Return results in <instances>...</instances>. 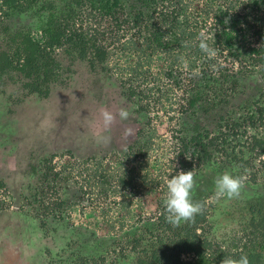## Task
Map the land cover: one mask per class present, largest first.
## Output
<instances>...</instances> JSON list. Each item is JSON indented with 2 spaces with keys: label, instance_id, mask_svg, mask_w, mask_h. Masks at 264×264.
Instances as JSON below:
<instances>
[{
  "label": "rangeland",
  "instance_id": "1",
  "mask_svg": "<svg viewBox=\"0 0 264 264\" xmlns=\"http://www.w3.org/2000/svg\"><path fill=\"white\" fill-rule=\"evenodd\" d=\"M43 4H50L51 9L38 10ZM64 5L65 0H33L22 11L0 7V27L39 39L48 14L63 21ZM172 5L162 3L160 10L170 15ZM143 11L154 21L157 10ZM240 11L244 14L247 6L241 5ZM246 13L250 18L258 16L250 10ZM127 20L122 18L118 29L114 23L111 35L101 37L109 40L101 62L91 58V51L80 58L78 50L67 44L54 49L58 77L48 83L46 97L27 94L13 75L0 86V190L9 197L0 205V264H132L131 241L137 242L141 253L148 249V240L159 235L153 220L166 197V179L181 170H194L192 198L199 197L204 205L205 236L221 247L229 241H244L238 238L249 216L247 203L264 193V106L256 109L260 116L239 126L229 122L228 112L234 106L247 108L256 96L255 103L264 102L263 57L256 55L245 67L239 64L236 57L242 58L239 62L249 58L232 41L211 45L212 25L205 21L188 32L192 38L203 32L218 54L206 57L198 40L196 46H186L189 53L174 49L178 58L169 60L175 59L173 66L180 69L171 83L165 79L168 63L163 57L150 59L141 50L138 38L144 18L136 26L132 17ZM92 27L82 21L69 24L79 35L94 34L96 27ZM0 33L1 37L7 34L1 28ZM171 42L169 48L178 47ZM218 73L231 82L233 102L206 101L196 110L189 102L177 103L171 89L202 88ZM161 92L167 99L159 102ZM101 106L113 112L124 107L130 113L128 120L117 119L106 133L111 136L108 144L99 142L95 134ZM127 127L134 129L132 138L123 135ZM251 137H258L262 150L254 147ZM36 151L42 153L34 159L30 155ZM62 154L88 166L75 176L65 173L58 190L60 201L44 205L46 211L38 218L17 210L42 177L40 164ZM105 156L108 161L103 162ZM225 171L246 177L239 198H215L214 181ZM177 255L180 264L192 260L191 253L179 251Z\"/></svg>",
  "mask_w": 264,
  "mask_h": 264
},
{
  "label": "trees",
  "instance_id": "2",
  "mask_svg": "<svg viewBox=\"0 0 264 264\" xmlns=\"http://www.w3.org/2000/svg\"><path fill=\"white\" fill-rule=\"evenodd\" d=\"M169 1L171 0H166V2ZM190 1L192 6L198 2L202 16L206 17L208 13H211L217 23H224L223 17L226 10L232 5L231 0H218L225 10L224 12H215L212 7L216 0ZM163 2L164 0H133L131 2L133 4L132 9L140 8L138 6L140 5L142 8L146 7L144 9L151 7V9L157 10L154 21L146 14H141L144 12L143 10L135 11L130 16L133 18L132 24L134 26L140 18H144V21L140 22V26H142V31L146 36L144 44L150 48L160 46V41L166 39L164 33L177 35L176 41L181 35L187 37L192 35L188 32V30H193L188 29V23L186 26L185 24H182L183 27L181 26V23L186 20L183 17L184 10L172 11L168 15L167 10L159 9L162 8ZM243 2L245 4L250 3L249 6L258 12L264 0H243ZM26 3L32 4L33 0H0V7H4L8 11L12 9L22 11ZM64 7L67 11L60 14L64 17L62 22L55 20L52 14L47 15L48 18L40 28L39 39H32L26 32L8 33V27H6L7 29L0 27L2 31L7 33L2 37L0 33V86L13 75L21 80V87L26 90L27 94L46 97L48 83L54 82V78L58 77L59 65L52 53L59 46L67 44L73 49L76 48L78 50L77 56L80 58H84L85 52L91 51V58L101 62L106 55V48L100 43L102 42L101 39L104 38L101 37L111 35L114 23L118 29V24L123 22L121 21L122 18L128 22L124 17L123 0H65ZM44 9H51V5L43 4L38 10ZM72 14L74 15L73 18ZM177 16H181L182 20H177ZM259 17L254 20L244 19L242 22L249 31L262 28L264 27V20L261 17L260 20ZM77 21H82L84 24L89 23L94 30L96 26H102V29L92 35L89 33V35H79L69 29V24ZM119 21L121 22L119 23ZM154 22L155 24H153ZM228 22L230 33H232L239 22L232 19H229ZM193 25L195 23H192L191 26ZM86 31L88 32V30ZM223 34L225 37L223 42L226 43L230 35L226 32ZM252 51L257 55L260 53V56L263 57L262 60H264V50L255 49ZM144 60L148 64V57ZM131 147L134 146L131 145ZM254 147L262 150L257 140H254ZM192 199L194 202H201L199 197ZM161 210V215L157 218L159 235L155 238L152 236L148 240V249L142 250L140 253L137 251V242L131 241L130 249L135 254L131 261L132 264H180L177 261L179 251L192 254V260L186 264H221L225 256L239 258L242 255L248 257L250 264H264V193L257 195L247 203L246 215L249 216L240 229L242 237L238 238H243L244 241L242 243L240 240L229 241L225 247L219 246L213 238L205 236L208 234L202 225L206 226V230L208 228L204 208L200 214L195 216L194 220L182 221L179 225H173L167 221L164 205ZM198 229L201 231L200 234L197 233Z\"/></svg>",
  "mask_w": 264,
  "mask_h": 264
},
{
  "label": "built area",
  "instance_id": "3",
  "mask_svg": "<svg viewBox=\"0 0 264 264\" xmlns=\"http://www.w3.org/2000/svg\"><path fill=\"white\" fill-rule=\"evenodd\" d=\"M133 0H123V6L125 7V10H123L125 12V18L127 19L128 17H130L135 11H142L145 10L143 7L138 5L140 8L135 7L134 9H132V5L130 4ZM166 0H164L163 3H165ZM177 5V3H179ZM170 4L173 3V7L172 10L176 11L180 9L184 10V18L186 19L184 22L188 23V26L190 29H197L198 26H202L203 23L205 21H207V23H211L212 28L210 30V33L208 35V37L210 38L209 41L211 42V45L217 44L218 43H223V45L225 46L226 43L229 44L231 41L235 43L236 46L239 47L241 54L245 55V58H249L248 60H245L244 62H239L242 58H238L236 57V61L239 64H243L244 67L247 65L248 62H253V58H255V56L257 54H255V52H253L252 50L255 49H262L264 50V27L262 28H257L255 30H247L246 25L242 22L244 19L245 20H254L255 18H250L246 12H248V10L255 12L256 15L258 14L257 17H261L264 20V2L261 4L259 11L257 12L254 8H251L249 4H245V2H243V0H231V7L228 8L226 10V13L223 17L224 23H217V21L215 22V20L213 19V16L211 13H208V15L202 16L201 12H200V5L199 3H195L194 6L191 5V1L190 0H171L169 1ZM246 5L247 6V11L244 12V14H241V5ZM187 5V7H186ZM196 6V7H195ZM179 7V8H178ZM213 10L215 12L220 11V12H224L225 8L223 7V5L221 4L220 1L216 0L214 5H213ZM161 9V8H159ZM171 9V8H170ZM164 10V9H163ZM182 14V13H181ZM183 15V14H182ZM189 17V21H187V17ZM259 17V19H260ZM124 19V18H123ZM232 19L235 22H239L238 24H236L234 31L232 33H230V27L228 26L229 22L228 20ZM177 20H182L181 16H177ZM261 20V19H260ZM121 21H119L120 23ZM183 23V22H182ZM192 23H195V25L191 26ZM121 24L119 25L120 28ZM102 26H96V30H101ZM114 29V28H113ZM142 26H141V31H140V37L138 38V42L140 43V46L144 49H141L143 51V53L146 56H149V58H156L158 57L159 59H161V57H163V60L168 63L166 65L165 68V75L166 78L168 79L169 82H173L175 81L174 78V74L178 71V69H180L179 67H176L175 65L173 66L174 60L170 61L169 57H173V58H178V53L174 54V49L175 50H181L183 52V54L189 53V49H186V46L191 47V46H196V38H192V35L187 37L184 35H181V37L179 38L178 41H176L177 39V35H172V34H168L166 35V39L165 40H161L160 41V46L159 47H153L150 48L148 46H146L144 44L145 40H146V36L144 35L143 31H142ZM224 32L228 33L230 35L228 41L226 43H224ZM257 32V33H255ZM198 34V33H196ZM200 34V33H199ZM175 38V39H173ZM137 38H131V40H136ZM102 42H100L103 46H105L106 48V53L108 52L107 50V46L109 43V40L106 39V41H103L104 39H101ZM174 40V42H177L178 47H173V48H169L168 45L169 43H172L171 41ZM252 42V43H251ZM194 44V45H193ZM146 46V47H145ZM182 46L184 47V49L182 50ZM228 47V46H227ZM235 49V47H231V49ZM230 49V50H231ZM229 50V51H230ZM143 57L147 58V57ZM258 57H260V53L257 55ZM256 56V57H257ZM146 61V60H145ZM149 64V63H148ZM147 64V65H148ZM146 65V66H147ZM231 82H227V78H224L222 76V74L216 75L211 82L208 83H204L202 88H197V89H192L191 88H183L180 89L179 87L176 89H171V91H173L174 93H176L177 95H175V99L177 101L178 104H185L186 102H189V106H193L196 109H199L200 107H202L203 105L201 104H205L206 101L207 102H213L215 104L217 103H230L231 101H234V93L231 92L230 90V84ZM196 83H191V86H194ZM164 91V90H163ZM161 92L158 95L159 98V102H162L164 99L166 100L167 98H165V96H162ZM166 95V94H165ZM191 99V100H190ZM258 99V96H256L253 100L250 99L248 102V107L247 108H240L237 109L240 106H234L232 109L229 110L228 114L231 117V119L229 120V122H235L238 126L239 123L241 121H245L247 122V120L249 118L251 119H255V117L257 115H259V111L261 110L259 107L260 106H264V102L261 99L260 100V105L258 103H255V101ZM259 110V111H256ZM260 116V115H259ZM252 120V121H253ZM247 125V124H246ZM257 140L258 137H251V141L254 139ZM260 139H263V137H260ZM134 146V144L132 145ZM187 149V154H188V147L185 148V152ZM108 156L103 157V159H101L103 162L108 161ZM100 160V161H101ZM94 163L96 164V162L94 161ZM41 182L37 184V186L34 187V189L32 190L31 196L23 199L22 201H20L17 205V210H23L27 213H31V214H36L39 213V208H47L44 205L47 206H52L54 201H60V194H59V186L61 184L62 178L64 177L65 173L69 174L70 176H75L78 171H80L81 169H85L86 166H88V164H83L81 161H78V159L74 158V157H69L68 155L62 154V155H56L54 156L52 159H50L48 162L46 163H41ZM46 174V175H45ZM73 180L75 178H72ZM3 195V196H1ZM7 198V200H9V197L7 196V193H4L3 190H0V200H1V204H4L3 202H5V199ZM3 201V202H2ZM164 201V199H163ZM163 201L161 204H163ZM12 203V202H11ZM9 204H7L8 206ZM163 206V205H162ZM159 208V212H158V216L159 217L161 215V207ZM13 207H10V209ZM53 213H56V210H53ZM153 225H157V218H154L153 220Z\"/></svg>",
  "mask_w": 264,
  "mask_h": 264
},
{
  "label": "clouds",
  "instance_id": "4",
  "mask_svg": "<svg viewBox=\"0 0 264 264\" xmlns=\"http://www.w3.org/2000/svg\"><path fill=\"white\" fill-rule=\"evenodd\" d=\"M197 39L199 41L198 47L206 54V57H214L218 54L219 50L216 47H210L208 45L207 37L203 32L199 34ZM196 71L199 72L200 69H197ZM129 116V111L124 107H121L118 111L113 112L108 108L101 106L99 109V122L96 125L95 132L98 141L104 144L110 143L111 136L106 135V133L111 130L112 126L117 122V119L120 121H126L129 119ZM123 135L126 138H132L134 135V129L131 127L125 128ZM245 179L246 177L243 175H233L232 173L225 171L214 181L215 198H239L244 188ZM40 182L41 181L39 179L35 186H37ZM194 184V170L187 172L181 170L171 179H166L167 193L163 201V205L167 213L166 219L169 223L179 225L182 221L188 222L194 220L195 216L202 212L203 204L198 201L194 202L192 199ZM29 196H31V194L27 196L25 195L20 201ZM39 210V213L30 214L29 216H35L38 218L46 211L45 208L42 207H40ZM221 264H250V261L246 255H242L239 258L225 256L222 259Z\"/></svg>",
  "mask_w": 264,
  "mask_h": 264
},
{
  "label": "crops",
  "instance_id": "5",
  "mask_svg": "<svg viewBox=\"0 0 264 264\" xmlns=\"http://www.w3.org/2000/svg\"><path fill=\"white\" fill-rule=\"evenodd\" d=\"M27 153L29 154V151H28V152H25V153L23 154L22 157L26 156ZM41 153H42V152H37V151H36V153L33 152V154L30 155V156H34V159H36V158H38V157L40 156ZM29 158H30V157H29ZM24 159H27V157H24ZM22 181H26V180H22Z\"/></svg>",
  "mask_w": 264,
  "mask_h": 264
}]
</instances>
